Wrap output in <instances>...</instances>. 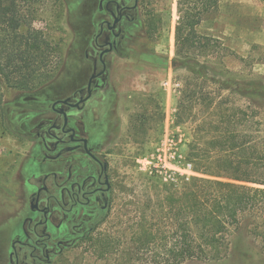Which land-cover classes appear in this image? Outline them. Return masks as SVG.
Listing matches in <instances>:
<instances>
[{
	"label": "rangeland",
	"instance_id": "rangeland-1",
	"mask_svg": "<svg viewBox=\"0 0 264 264\" xmlns=\"http://www.w3.org/2000/svg\"><path fill=\"white\" fill-rule=\"evenodd\" d=\"M100 1L40 0L32 4L34 13L27 17L26 26L42 31L58 46L50 58L51 78L32 90L12 89L0 81V260L7 252L8 233L18 230L21 218L29 214L24 200L34 187L26 178L35 168L58 167L35 163L43 151L40 140L32 138L31 126L39 118L52 120L55 114L49 110L50 102L86 84L99 51L94 35L100 22L110 20L99 7ZM177 20V0H139L135 19L122 22V48L129 55L106 54L103 88L93 92L82 110H71L73 119L79 116L86 122L92 146L110 154L115 191L111 207L93 229L68 246L53 264H166L165 255L159 256L156 250L136 252L133 237L143 215L159 221L162 230L172 228L160 217L158 193L145 182L146 175L157 173L167 179L184 173L201 175L187 167L185 156L189 142L208 132L202 126L210 120L206 114L209 103L196 94L189 96L190 92L213 97L214 103L226 96L223 108L254 107L259 115L249 122L252 129L247 131H259L264 141V101L252 102L231 90H221L216 82L226 78L264 81V0H219L204 13L197 32L213 37L216 46L209 57L198 58L205 62L211 79H202L185 66L173 67ZM181 100L184 108L177 115ZM104 236L111 239L112 251L100 256L95 242ZM248 240L249 255L232 249L220 260L182 264H264L258 240Z\"/></svg>",
	"mask_w": 264,
	"mask_h": 264
},
{
	"label": "trees",
	"instance_id": "trees-1",
	"mask_svg": "<svg viewBox=\"0 0 264 264\" xmlns=\"http://www.w3.org/2000/svg\"><path fill=\"white\" fill-rule=\"evenodd\" d=\"M218 1L177 0L173 67L185 66L192 74L211 79L205 62L200 63L198 57H209L216 40L199 34L197 26L204 13L214 9ZM38 2L0 0V81L6 87L32 90L51 78L50 58L58 46L52 45L42 31L26 26L27 17L34 13L30 6ZM118 54L126 57L129 51L120 48ZM216 82L221 90H231L252 102L264 101L262 79L226 78ZM195 94L208 101L206 114L210 120L202 126L207 134L189 142L185 160L192 171L201 175L167 179L151 173L144 177L158 193L160 217L172 228L162 230L156 223L159 221L143 215L133 237L135 250H156L159 256L165 255L166 264L220 260L232 249L249 255L251 237L258 240L264 254V141L259 131H247L252 129L249 122L259 113L247 106L223 108L226 96L214 103L215 98L199 92H190L189 96ZM184 96L188 97L186 91ZM183 108L181 100L177 115ZM2 109L6 115L5 107ZM95 245L100 256L112 251L108 236L97 240Z\"/></svg>",
	"mask_w": 264,
	"mask_h": 264
},
{
	"label": "flooded vegetation",
	"instance_id": "flooded-vegetation-1",
	"mask_svg": "<svg viewBox=\"0 0 264 264\" xmlns=\"http://www.w3.org/2000/svg\"><path fill=\"white\" fill-rule=\"evenodd\" d=\"M138 3L139 0L100 1L99 7L110 20L100 22L94 35L93 43L99 51L86 84L50 102L49 110L55 114L52 120L39 118L31 126L32 138L40 140L43 151L35 163H55L58 167L48 171L35 168L26 178L25 182H31L34 187L24 200L29 214L21 218L18 230L8 233L7 252L0 264H53L68 246L86 236L111 207L115 182L108 160L110 154L94 148L86 122L79 116L73 119L70 114L71 110H82L93 92L103 88L107 78L106 54L114 52L120 56L118 51L125 37L122 22L135 19ZM105 49H109L101 56L105 70L91 80L90 97L72 106L87 95L91 75L101 71L100 52ZM66 98L67 103L53 105ZM61 109L67 116L64 128Z\"/></svg>",
	"mask_w": 264,
	"mask_h": 264
},
{
	"label": "water",
	"instance_id": "water-1",
	"mask_svg": "<svg viewBox=\"0 0 264 264\" xmlns=\"http://www.w3.org/2000/svg\"><path fill=\"white\" fill-rule=\"evenodd\" d=\"M109 43V42H108ZM110 44V43H109ZM111 45V44H110ZM109 50V49H108ZM107 49H105V50H103V51H101L100 52V60H101V62H102V69H101V71L98 73V74H93V75H91V77L89 78V81H88V83H87V95L85 96V97H83V98H80L77 102H75L74 104H71L72 106H77V105H79V103L80 102H83V101H85V100H87L89 97H90V95H91V80L93 79V78H95L96 76H99L101 73H103L104 72V70H105V63H104V61L101 59V56L103 55V53L104 52H106V51H108ZM67 101H68V98H66V99H63V100H58V101H55L54 103H53V105H55L56 103H58V102H62V103H67ZM60 112L63 114V128H64V126L67 124V116H66V113L63 111V109H61L60 110ZM86 148V147H85ZM87 150V149H86ZM87 152H88V150H87Z\"/></svg>",
	"mask_w": 264,
	"mask_h": 264
},
{
	"label": "built area",
	"instance_id": "built-area-1",
	"mask_svg": "<svg viewBox=\"0 0 264 264\" xmlns=\"http://www.w3.org/2000/svg\"><path fill=\"white\" fill-rule=\"evenodd\" d=\"M187 167L191 170V166H190V164H187ZM182 176H190L189 174H187V173H184V174H181Z\"/></svg>",
	"mask_w": 264,
	"mask_h": 264
},
{
	"label": "crops",
	"instance_id": "crops-1",
	"mask_svg": "<svg viewBox=\"0 0 264 264\" xmlns=\"http://www.w3.org/2000/svg\"><path fill=\"white\" fill-rule=\"evenodd\" d=\"M261 253V251H259Z\"/></svg>",
	"mask_w": 264,
	"mask_h": 264
}]
</instances>
